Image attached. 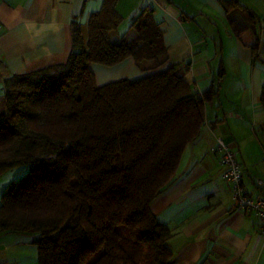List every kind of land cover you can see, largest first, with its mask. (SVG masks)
I'll return each mask as SVG.
<instances>
[{
    "label": "trees",
    "instance_id": "trees-1",
    "mask_svg": "<svg viewBox=\"0 0 264 264\" xmlns=\"http://www.w3.org/2000/svg\"><path fill=\"white\" fill-rule=\"evenodd\" d=\"M116 2L103 0L89 15L86 39L73 22L65 62L2 81L0 175L28 170L0 196V233L37 234L39 264H173L172 231L150 205L198 138L213 91L193 92L180 65L165 64L152 8L112 41L122 21ZM236 36L255 52L253 26ZM126 58L153 66L135 79L96 83L92 64Z\"/></svg>",
    "mask_w": 264,
    "mask_h": 264
},
{
    "label": "crops",
    "instance_id": "crops-1",
    "mask_svg": "<svg viewBox=\"0 0 264 264\" xmlns=\"http://www.w3.org/2000/svg\"><path fill=\"white\" fill-rule=\"evenodd\" d=\"M117 0L122 21L112 41L130 30L147 6L162 31L166 65L179 64L184 80L200 95L212 90L197 139L187 144L174 179L152 201L150 210L172 235L173 264H264V238L257 217L236 208L230 185L221 177L219 155L209 151L221 136L236 153L245 188L264 174V0ZM103 0H0V94L4 77L63 63L71 51L76 22L87 38L89 15ZM248 12L253 18H249ZM253 26V52L236 32ZM132 58L113 66L92 64L96 83L135 79L152 67ZM144 67V68H143ZM163 67V66H162ZM30 232L0 233V264H39Z\"/></svg>",
    "mask_w": 264,
    "mask_h": 264
},
{
    "label": "built area",
    "instance_id": "built-area-1",
    "mask_svg": "<svg viewBox=\"0 0 264 264\" xmlns=\"http://www.w3.org/2000/svg\"><path fill=\"white\" fill-rule=\"evenodd\" d=\"M209 151L219 155L221 177L230 185L231 196L236 208L259 219L260 234L264 238V174L254 178L255 184L262 193L253 195L245 188L241 164L235 151L225 143L221 136H215ZM262 164L264 166V159Z\"/></svg>",
    "mask_w": 264,
    "mask_h": 264
},
{
    "label": "rangeland",
    "instance_id": "rangeland-1",
    "mask_svg": "<svg viewBox=\"0 0 264 264\" xmlns=\"http://www.w3.org/2000/svg\"><path fill=\"white\" fill-rule=\"evenodd\" d=\"M27 166H17L5 171L0 175V196L3 193L5 187L10 183L21 178L26 172Z\"/></svg>",
    "mask_w": 264,
    "mask_h": 264
}]
</instances>
